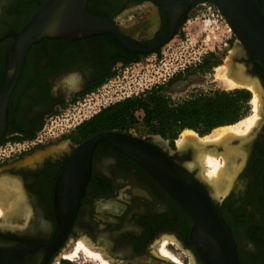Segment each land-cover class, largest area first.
<instances>
[{"label": "flooded vegetation", "instance_id": "obj_1", "mask_svg": "<svg viewBox=\"0 0 264 264\" xmlns=\"http://www.w3.org/2000/svg\"><path fill=\"white\" fill-rule=\"evenodd\" d=\"M43 1L0 0V85L4 81L10 34L18 31ZM259 2L264 13V0ZM196 5L188 7L179 18L176 31ZM87 10L114 19L116 27L124 31L121 34L135 46L149 48L169 33L168 14L156 0H88ZM127 14L125 20L134 19L132 23L137 27L153 16L152 24L146 26L150 27L148 34L137 36L128 25H119ZM153 52H127L109 33L46 37L30 47L8 101L7 125L0 139V176L3 181L18 183L22 195L18 217L25 212L27 218L2 221L0 234L44 241L58 235L55 200L60 173L78 145L99 132L79 136L76 143L59 147L61 136L49 135L44 122L63 116L68 105L92 92L119 67ZM242 61L248 66L246 73L259 80L264 92V72L251 56ZM261 115L233 187L216 201L232 230L241 264H264V97ZM104 131L138 136L130 128H107L101 132ZM150 135L138 137L147 139ZM186 156L175 152L170 157L184 166L179 159ZM19 161L24 162L18 164ZM191 174L195 175L193 171ZM64 197L74 199L76 193H64ZM191 225L185 211L144 169L111 143L99 141L93 149L90 176L83 186L69 233L38 264H68L65 252L80 237L110 264H205L195 247L188 244ZM163 238H169L166 248L178 258L177 263L162 257L166 255L160 250L161 255L157 252ZM68 242L71 245L66 247Z\"/></svg>", "mask_w": 264, "mask_h": 264}, {"label": "water", "instance_id": "obj_2", "mask_svg": "<svg viewBox=\"0 0 264 264\" xmlns=\"http://www.w3.org/2000/svg\"><path fill=\"white\" fill-rule=\"evenodd\" d=\"M87 1L44 0L27 22L10 34L12 40L4 59V81L0 85V139L7 125L9 98L33 44L46 37L79 38L109 33L125 51L149 53L171 40L179 18L188 7L202 3L214 5L226 20L236 39L230 56L231 64L243 68V78L248 77L258 83L263 100L261 83L246 73L248 66L242 61L249 55L264 72V13L259 0H156L168 14L169 33L149 48L131 44L121 34L124 31H120L109 16L91 14L87 10ZM99 141L111 143L136 162L179 204L192 221L188 244L195 247L205 264H241L232 230L216 205L218 197L211 193L209 182L200 175H192L187 165H179L170 157L175 152L180 155L192 153L195 163L192 148L177 147L172 152L158 135L146 139L112 131L99 132L83 140L60 173L55 200L58 235L44 241L0 234V264H38L64 241L74 221L83 186L90 176L93 149ZM69 192L76 193V197L68 200L64 193Z\"/></svg>", "mask_w": 264, "mask_h": 264}, {"label": "rangeland", "instance_id": "obj_3", "mask_svg": "<svg viewBox=\"0 0 264 264\" xmlns=\"http://www.w3.org/2000/svg\"><path fill=\"white\" fill-rule=\"evenodd\" d=\"M127 16L128 14L124 16V20H119V25H128L130 27L129 30L135 32L137 36L148 34V28L150 27L146 28V26L152 24L151 20L153 16L144 19L140 27L132 23L134 19L125 20ZM206 20L209 21V26L203 25ZM235 45V36L218 9L212 4H198L191 8L185 16L183 23L180 24L172 39L162 45L157 52L139 57L136 61L124 64L116 69L97 88H94L92 92L78 99L75 103L68 105V109L63 116L44 122V128L51 136H61V139H58L59 147L67 145L69 142L76 143L79 139V135L76 133V126L79 123L90 118L99 109L104 108V106L127 97L137 96L151 89L168 97L174 103L199 94L211 95L216 90L227 91L233 89L247 90L250 93L251 99L252 93L248 89L244 87L230 88L221 82L222 66H225V63L228 62L230 67V56ZM247 104V115H250L252 113L250 100ZM130 131L143 137H147V134L162 137L159 134L150 133V130L144 124L133 125L130 127ZM181 132L173 139L162 137L166 141L170 151H176L178 147L176 140L179 138ZM231 144L236 146L242 144V141L239 139L231 140ZM223 151L222 145L216 146L214 150L216 154L219 152L221 155ZM186 155V157H181L179 160L184 165H187L195 175L198 176L200 174L205 178L203 167L198 162L197 165L196 163L194 164V159L191 158L192 153H187ZM26 160L24 159V161ZM24 161H19L18 164ZM198 161L200 160L198 159ZM238 161L240 163V159L238 158H234L233 160L235 164H239ZM0 179H3V177L0 176ZM209 189L212 193V189ZM235 189L237 191V188ZM228 192L215 196L221 199ZM15 199L13 196L11 197L9 200L11 204L16 201ZM18 216L19 212L15 213V216L12 218H17ZM20 216L18 219L22 217L27 218L25 212H22ZM0 223H2L1 219ZM166 241L168 245L169 238ZM69 245L71 244L68 242L66 247H69ZM159 245L157 246V252L160 254ZM167 245H165V249L169 253V256L160 255L171 261L173 257H177L167 250ZM69 260H66L68 264H100L98 260L83 254L75 260ZM178 261L177 258L171 262L177 263ZM159 264L163 263L159 262Z\"/></svg>", "mask_w": 264, "mask_h": 264}, {"label": "trees", "instance_id": "obj_4", "mask_svg": "<svg viewBox=\"0 0 264 264\" xmlns=\"http://www.w3.org/2000/svg\"><path fill=\"white\" fill-rule=\"evenodd\" d=\"M249 100L247 90L233 89L216 90L211 95L199 94L174 103L151 89L100 109L79 123L76 131L79 136L86 137L107 128L127 131L133 125L144 124L150 133L164 138L173 139L184 129H192L203 136L216 127L244 118Z\"/></svg>", "mask_w": 264, "mask_h": 264}, {"label": "bare ground", "instance_id": "obj_5", "mask_svg": "<svg viewBox=\"0 0 264 264\" xmlns=\"http://www.w3.org/2000/svg\"><path fill=\"white\" fill-rule=\"evenodd\" d=\"M203 25L209 26L210 23L206 20ZM222 67L223 72L220 77L221 82L225 86L230 88L244 87L252 93L250 99L252 113L234 124L216 127L209 134L203 136H200L192 129H184L176 140L178 148H192L196 162L203 167V175L206 178L204 179L209 182L214 195L224 194L233 187L237 174L246 158L248 142L253 137L255 129L257 128L256 126L262 116L263 103L261 89L258 83L255 80H250L248 77L243 78L244 70L242 67L232 66L231 61L230 67L228 62ZM236 139L241 140L242 144L232 145L231 140ZM218 145L223 146L224 151L222 155L219 152L218 154L214 152L215 147ZM234 158L240 159V163L238 161L239 164H235V161L233 162ZM15 181L18 180L16 179ZM12 182L0 179V219L2 221H10L16 212H20L19 206L22 201L21 191H19L18 183ZM11 195H15L16 198L13 204L9 201ZM164 245H166V238H163L159 250L167 256L169 254L164 248ZM80 253L99 259L101 264H110L98 250L89 246L83 238L78 239L72 249L65 252V255L70 260H75ZM173 259L175 260L176 258L173 257Z\"/></svg>", "mask_w": 264, "mask_h": 264}]
</instances>
